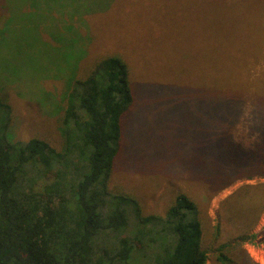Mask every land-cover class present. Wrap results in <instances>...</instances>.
Here are the masks:
<instances>
[{
    "label": "rangeland",
    "instance_id": "374dc122",
    "mask_svg": "<svg viewBox=\"0 0 264 264\" xmlns=\"http://www.w3.org/2000/svg\"><path fill=\"white\" fill-rule=\"evenodd\" d=\"M25 1L0 0V99L10 107L13 139L37 138L60 150L69 79L82 80L101 59L119 56L133 100L120 117L109 190L161 216L187 194L199 209L206 264H264V173L237 167L229 182L212 188L205 180L218 164L202 165L196 148L184 147L185 134L211 135L202 112L214 89L230 85L235 90L227 92L243 99L232 141L248 151L262 145L264 153V36L241 47L244 35L231 32L222 7L215 17L219 0H63V21L40 0ZM5 7L13 15L6 25Z\"/></svg>",
    "mask_w": 264,
    "mask_h": 264
},
{
    "label": "trees",
    "instance_id": "16d2710c",
    "mask_svg": "<svg viewBox=\"0 0 264 264\" xmlns=\"http://www.w3.org/2000/svg\"><path fill=\"white\" fill-rule=\"evenodd\" d=\"M40 2L49 12L56 9L60 21L68 18L67 9L57 5L63 0ZM218 6L215 17L222 7L231 32L244 35L241 47L252 48L264 36V0H219ZM5 9L4 25L13 16ZM213 30L210 25L211 35ZM60 33L74 43L67 27ZM232 90L228 85L211 92L209 110L202 112L212 129L208 138L184 135L191 140L184 147L191 144L190 152L195 147L202 165L218 164L219 172L212 176L209 166L205 180L212 188L220 179L229 182L237 167L264 173L262 145L248 151L232 141L230 129L243 101L239 92H227ZM132 100L128 70L119 56L101 59L82 80L69 79L59 125L63 144L57 150L37 138L13 139L10 107L0 99V264L207 263L199 209L187 194H178L164 215H145L137 199L108 188L120 149V117ZM188 123L183 129L190 132ZM205 155L210 159L203 160Z\"/></svg>",
    "mask_w": 264,
    "mask_h": 264
}]
</instances>
